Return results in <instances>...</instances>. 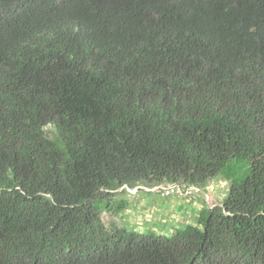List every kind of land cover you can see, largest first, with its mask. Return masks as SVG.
I'll list each match as a JSON object with an SVG mask.
<instances>
[{
	"label": "trees",
	"instance_id": "1",
	"mask_svg": "<svg viewBox=\"0 0 264 264\" xmlns=\"http://www.w3.org/2000/svg\"><path fill=\"white\" fill-rule=\"evenodd\" d=\"M216 180L169 238L102 221ZM0 264H264V0H0Z\"/></svg>",
	"mask_w": 264,
	"mask_h": 264
},
{
	"label": "rangeland",
	"instance_id": "2",
	"mask_svg": "<svg viewBox=\"0 0 264 264\" xmlns=\"http://www.w3.org/2000/svg\"><path fill=\"white\" fill-rule=\"evenodd\" d=\"M49 137L51 131H44ZM157 189L134 188L112 193L111 202L124 199V210L116 215L102 214L104 224L111 222L117 227L136 233L152 232L155 235L169 238L175 230L186 225H195L197 212L202 208L214 207L227 196L228 183L223 180L212 181L206 190L194 197L171 195L162 197ZM186 197V198H185Z\"/></svg>",
	"mask_w": 264,
	"mask_h": 264
},
{
	"label": "built area",
	"instance_id": "3",
	"mask_svg": "<svg viewBox=\"0 0 264 264\" xmlns=\"http://www.w3.org/2000/svg\"><path fill=\"white\" fill-rule=\"evenodd\" d=\"M152 189H157L154 191L158 192L162 197L177 195L179 197L186 196V197L192 198L194 197L195 194L201 193V191L197 188H194V187L180 188L178 185H160V186L153 187Z\"/></svg>",
	"mask_w": 264,
	"mask_h": 264
},
{
	"label": "water",
	"instance_id": "4",
	"mask_svg": "<svg viewBox=\"0 0 264 264\" xmlns=\"http://www.w3.org/2000/svg\"><path fill=\"white\" fill-rule=\"evenodd\" d=\"M138 188V187H137ZM144 188V187H143ZM121 190H123V188L121 189Z\"/></svg>",
	"mask_w": 264,
	"mask_h": 264
}]
</instances>
